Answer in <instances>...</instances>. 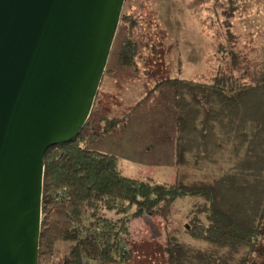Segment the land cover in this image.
<instances>
[{"label":"rangeland","instance_id":"374dc122","mask_svg":"<svg viewBox=\"0 0 264 264\" xmlns=\"http://www.w3.org/2000/svg\"><path fill=\"white\" fill-rule=\"evenodd\" d=\"M122 11L135 20L119 23L107 62L111 69L102 75L85 127L101 131L89 147L115 154L125 175L174 181L165 158L173 139L175 94L169 83L160 81L178 77L210 82L219 71L233 75L235 84L259 83L264 76V0H125ZM124 37L133 38L138 48L128 66L120 65L115 55ZM257 86L258 93L246 96L235 112L233 125L223 122L222 130L234 128V133L207 137L210 144L201 148L216 158L217 141L224 142L219 153L223 148L233 163L236 188L231 190L229 180L223 183L222 202L229 200L238 208L245 190L243 204L253 210L264 198V86ZM189 103L192 124L199 113ZM186 172V179L209 177L200 167L189 165ZM192 202L189 196L178 198L167 220L148 214L132 218L126 242L131 258L108 264H167L162 249L166 233L189 238L185 230ZM248 264H264V219Z\"/></svg>","mask_w":264,"mask_h":264},{"label":"trees","instance_id":"16d2710c","mask_svg":"<svg viewBox=\"0 0 264 264\" xmlns=\"http://www.w3.org/2000/svg\"><path fill=\"white\" fill-rule=\"evenodd\" d=\"M123 19L135 20L122 11L120 22ZM137 49L133 38L124 37L115 53L118 63L122 66L134 63ZM110 69L106 66L105 71ZM162 82L169 83L177 93L174 116L182 139L179 154H183L185 129L216 130L224 127L223 122L233 125L235 112L243 105L244 98L249 94L255 96L258 84L264 86V76L257 84H235L233 75L223 73L208 83L178 77H168ZM189 100L195 103L199 113L193 117L192 124ZM214 107H221L222 111L214 112ZM89 123L90 114L72 140L52 145L44 153L38 264H108L130 259L131 249L126 244L129 221L144 214L167 220L173 203L186 196L202 199L203 203L188 216L185 235L189 240L180 239L176 231L166 233L162 249L167 264L250 262L264 219V198L256 210L251 204L250 207L243 204L245 190L238 208L229 200L226 204L222 202L223 183L227 185L229 180L231 190L236 188L232 183L236 171L233 165L224 174L206 180L189 181L181 173L172 182L151 176H128L119 169L115 154L89 147L101 133L90 127L87 130ZM207 137L216 135L199 138L201 142L196 145L200 151L210 144L205 140ZM222 144L217 141L218 150ZM213 156L203 151V158L216 162ZM249 169L251 165L246 171ZM109 210L115 216L108 214Z\"/></svg>","mask_w":264,"mask_h":264},{"label":"water","instance_id":"95a60500","mask_svg":"<svg viewBox=\"0 0 264 264\" xmlns=\"http://www.w3.org/2000/svg\"><path fill=\"white\" fill-rule=\"evenodd\" d=\"M125 0H0V264H38L44 153L84 126Z\"/></svg>","mask_w":264,"mask_h":264},{"label":"crops","instance_id":"0c3cea01","mask_svg":"<svg viewBox=\"0 0 264 264\" xmlns=\"http://www.w3.org/2000/svg\"><path fill=\"white\" fill-rule=\"evenodd\" d=\"M216 74H219V71L216 72ZM216 75V76H217ZM215 77V76H214ZM188 79V78H185ZM191 79V78H189ZM194 80V79H192ZM198 81V80H195ZM203 83H208L209 81H199ZM174 91V90H173ZM175 98L173 101V114H174V103L177 99V93L174 91ZM199 118V117H198ZM200 119V118H199ZM223 127L216 130H201V129H194V128H187L183 131V143L185 144L184 147V153L179 154L181 151L180 150V142L182 143V139L180 138V129L178 122L174 116V126H173V132L172 136L173 139L169 143V148H168V159L167 157L165 158V162L168 163L169 165V171L172 172L173 175H175V180L180 176V173L182 174L183 178L186 179V168L187 166H191L193 169L200 167L201 168V173L202 175L204 173H207L209 177L207 178H199V179H186V180H206V179H211L215 175H222L226 172V170H229L231 166L233 165L232 161L227 158V154L223 153L224 149L222 148L223 151L221 153H218L216 155V162L214 161H206L205 158H203V152L199 150L197 147V142L200 143L201 141L199 138H203L208 136L209 134H214L216 137L221 138L222 136H225L226 133H234V128H231L229 130H222ZM194 138H196L194 140ZM224 144V142H223ZM195 147V149H194ZM221 149V148H220ZM219 149V150H220ZM162 161H164L162 159ZM161 162V161H160ZM183 164V165H181ZM157 179V178H156ZM160 180V179H157ZM174 180V181H175ZM160 181H165V180H160ZM172 182V181H168ZM192 198V205L193 209L196 207H199L201 203H203L202 199L198 198ZM192 210V209H191ZM189 212V211H188ZM191 212L187 214V217L190 215ZM189 219V217H188ZM177 232V231H176ZM189 240V238H188Z\"/></svg>","mask_w":264,"mask_h":264}]
</instances>
